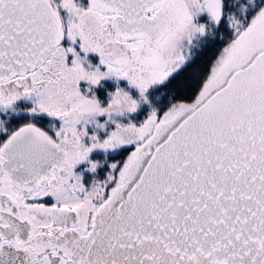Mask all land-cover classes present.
Returning a JSON list of instances; mask_svg holds the SVG:
<instances>
[{
	"label": "snow or ice",
	"instance_id": "snow-or-ice-1",
	"mask_svg": "<svg viewBox=\"0 0 264 264\" xmlns=\"http://www.w3.org/2000/svg\"><path fill=\"white\" fill-rule=\"evenodd\" d=\"M0 264H264V0H0Z\"/></svg>",
	"mask_w": 264,
	"mask_h": 264
}]
</instances>
